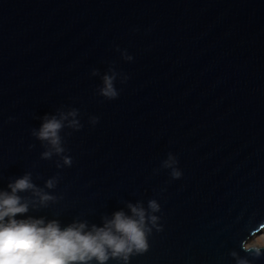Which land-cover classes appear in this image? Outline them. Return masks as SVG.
Returning a JSON list of instances; mask_svg holds the SVG:
<instances>
[{"label":"water","instance_id":"1","mask_svg":"<svg viewBox=\"0 0 264 264\" xmlns=\"http://www.w3.org/2000/svg\"><path fill=\"white\" fill-rule=\"evenodd\" d=\"M72 110L43 159L33 132ZM26 173L56 199L19 193L17 218L90 229L142 207L127 264H264L241 248L264 231V0H0V191Z\"/></svg>","mask_w":264,"mask_h":264},{"label":"clouds","instance_id":"2","mask_svg":"<svg viewBox=\"0 0 264 264\" xmlns=\"http://www.w3.org/2000/svg\"><path fill=\"white\" fill-rule=\"evenodd\" d=\"M114 76H104V87L101 94L108 99H115L119 92L113 84ZM76 110L61 113L60 118L50 119L46 116L38 131L33 134L41 141H46L49 150L42 153L43 159H50L53 152H64L61 146L60 130L69 116L75 117ZM98 118H94V122ZM68 126L79 129V122L68 121ZM64 164L71 166L72 158L63 157ZM174 158L170 156L165 166H171ZM60 167V165H57ZM172 176L179 178L181 172L173 169ZM54 179L46 181V187L52 188ZM10 191H0V264H107L110 259H122L125 264L133 252L142 254L149 248L146 231L151 229L145 225V210L137 205L129 204L133 216L123 211H116L112 219H104L103 226L92 224L88 228L86 222L74 221L61 227L58 220L46 221L45 218L23 217L29 211V200L19 193L31 190L38 203L46 206L56 197L43 192L31 180V173H26L8 184ZM149 208L155 212L159 205L155 200L149 201ZM156 216H150L153 225ZM261 227H264L262 225ZM159 230V227H158ZM253 230L251 237L241 241V248L250 256L264 255V234L257 236ZM236 256L237 253L232 252ZM237 264H250L249 260L240 258Z\"/></svg>","mask_w":264,"mask_h":264},{"label":"rangeland","instance_id":"3","mask_svg":"<svg viewBox=\"0 0 264 264\" xmlns=\"http://www.w3.org/2000/svg\"><path fill=\"white\" fill-rule=\"evenodd\" d=\"M262 234H264V231H261L260 233H258L257 236L262 235Z\"/></svg>","mask_w":264,"mask_h":264},{"label":"bare ground","instance_id":"4","mask_svg":"<svg viewBox=\"0 0 264 264\" xmlns=\"http://www.w3.org/2000/svg\"><path fill=\"white\" fill-rule=\"evenodd\" d=\"M257 235V234H256Z\"/></svg>","mask_w":264,"mask_h":264}]
</instances>
